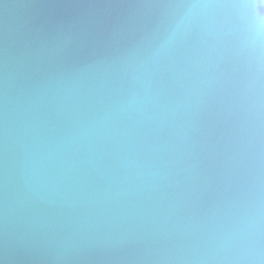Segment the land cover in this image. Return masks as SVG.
Returning <instances> with one entry per match:
<instances>
[{
    "label": "water",
    "instance_id": "1",
    "mask_svg": "<svg viewBox=\"0 0 264 264\" xmlns=\"http://www.w3.org/2000/svg\"><path fill=\"white\" fill-rule=\"evenodd\" d=\"M0 264H264V4L0 0Z\"/></svg>",
    "mask_w": 264,
    "mask_h": 264
},
{
    "label": "snow or ice",
    "instance_id": "2",
    "mask_svg": "<svg viewBox=\"0 0 264 264\" xmlns=\"http://www.w3.org/2000/svg\"><path fill=\"white\" fill-rule=\"evenodd\" d=\"M248 2H250V0H248ZM260 3L264 4V0H260Z\"/></svg>",
    "mask_w": 264,
    "mask_h": 264
}]
</instances>
